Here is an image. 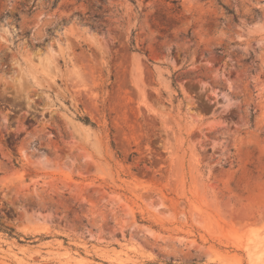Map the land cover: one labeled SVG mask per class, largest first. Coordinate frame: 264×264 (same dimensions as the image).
Returning a JSON list of instances; mask_svg holds the SVG:
<instances>
[{
  "label": "rangeland",
  "instance_id": "rangeland-1",
  "mask_svg": "<svg viewBox=\"0 0 264 264\" xmlns=\"http://www.w3.org/2000/svg\"><path fill=\"white\" fill-rule=\"evenodd\" d=\"M49 1L0 0V264H264V0Z\"/></svg>",
  "mask_w": 264,
  "mask_h": 264
},
{
  "label": "trees",
  "instance_id": "trees-1",
  "mask_svg": "<svg viewBox=\"0 0 264 264\" xmlns=\"http://www.w3.org/2000/svg\"><path fill=\"white\" fill-rule=\"evenodd\" d=\"M58 0H50L49 4L51 7H55V5L57 4ZM103 4V0H98V3L96 6H94V9L96 11V13L88 15V13L86 14H81V13H74L73 15H76L78 17V19L80 20L81 23L88 25L92 28H98V29H104L103 27V17L99 14V11L101 10V5ZM179 9V7H174L173 8V12H176ZM131 45L133 46V41H131ZM78 120L80 122H82L85 125H92V123H90L89 119L87 116L84 117H77ZM0 232H4L6 233L9 237H12L14 234V230L11 228H8L6 226H4L1 223V217H0Z\"/></svg>",
  "mask_w": 264,
  "mask_h": 264
}]
</instances>
